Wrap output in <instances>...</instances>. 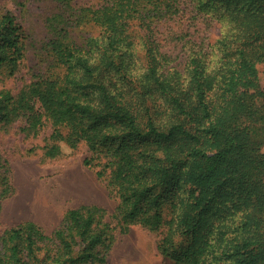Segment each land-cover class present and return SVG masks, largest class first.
I'll return each instance as SVG.
<instances>
[{"label": "trees", "instance_id": "trees-1", "mask_svg": "<svg viewBox=\"0 0 264 264\" xmlns=\"http://www.w3.org/2000/svg\"><path fill=\"white\" fill-rule=\"evenodd\" d=\"M53 1L48 50L62 75L0 89V133L51 124V158L85 143L116 217L165 228L158 249L172 264H264V0ZM208 4L221 25L212 41L195 29ZM86 24L96 32L78 41ZM26 57L24 26L2 13L0 81ZM9 171L0 151V181ZM102 211L71 210L51 237L19 225L0 264L104 262Z\"/></svg>", "mask_w": 264, "mask_h": 264}, {"label": "rangeland", "instance_id": "rangeland-1", "mask_svg": "<svg viewBox=\"0 0 264 264\" xmlns=\"http://www.w3.org/2000/svg\"><path fill=\"white\" fill-rule=\"evenodd\" d=\"M99 1L74 0V3L79 6ZM56 6L53 0H0V15L12 12L27 34V57L17 74L0 81V89L8 87L16 93L42 69L55 76L62 75L48 50L52 36L50 19L59 12ZM205 9V14L197 20L196 34L207 35L212 41L221 34V25L215 20L217 4H208ZM95 32L96 29L86 24L73 35L82 41V37ZM0 80L3 79L0 77ZM261 83L264 88V75ZM22 125L19 122L0 133L1 155L8 160L10 169L7 180L0 181L1 246L9 232L21 224L34 223L51 237L71 210L98 207L104 210L101 212L103 223L95 229H105L110 244L109 248L98 247L97 251L105 255V261L99 264H172L158 249L165 228L153 231L141 224L126 225L116 217L118 202L110 195L106 180L98 176L101 166L85 164L91 155L85 143L77 147L61 143V155L47 157L45 145L52 132L51 124L38 135L21 131ZM82 248L80 245L77 250Z\"/></svg>", "mask_w": 264, "mask_h": 264}]
</instances>
